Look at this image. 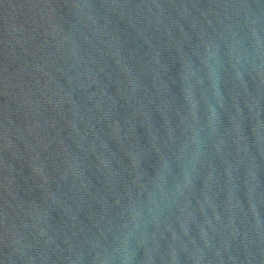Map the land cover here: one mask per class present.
<instances>
[{"label": "water", "instance_id": "1", "mask_svg": "<svg viewBox=\"0 0 264 264\" xmlns=\"http://www.w3.org/2000/svg\"><path fill=\"white\" fill-rule=\"evenodd\" d=\"M0 264H264V0H0Z\"/></svg>", "mask_w": 264, "mask_h": 264}]
</instances>
